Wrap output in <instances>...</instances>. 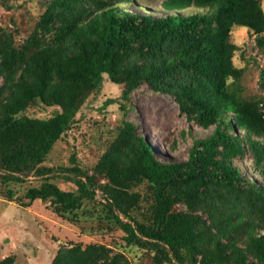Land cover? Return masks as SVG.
Here are the masks:
<instances>
[{"label": "trees", "instance_id": "trees-1", "mask_svg": "<svg viewBox=\"0 0 264 264\" xmlns=\"http://www.w3.org/2000/svg\"><path fill=\"white\" fill-rule=\"evenodd\" d=\"M128 2L46 0L38 28L20 50H12V61L0 47L5 77L0 95L9 92L0 99V177L17 182L31 173L41 177L25 197L51 201L60 214L95 201L101 189L102 220L120 227L127 244L152 247L156 264H198L200 236L210 229L197 212L210 213L214 206L219 220L227 221L202 264H264V185L236 166L250 153L264 179V97L243 96L238 82L243 69L233 61L239 46L231 40L235 26L246 27L264 54L262 1L163 0L164 15L130 10L124 7ZM191 7L199 11L184 12ZM18 65L25 68L15 82L10 74ZM104 74L123 85L125 102L143 84L173 96L180 113L205 129L213 127L211 134L194 139L186 160L169 162L126 122L92 173L80 166L75 153L68 166L45 165ZM35 98L61 110L49 118L20 115ZM58 175L76 188L64 190L51 181ZM142 183L153 201L148 215L136 217L131 211L141 209L143 197L133 189ZM228 201L236 208L227 217ZM179 203L187 209H179ZM77 249L61 248L53 264H85L78 261ZM116 257L110 264L122 259L130 264L123 254Z\"/></svg>", "mask_w": 264, "mask_h": 264}, {"label": "rangeland", "instance_id": "rangeland-1", "mask_svg": "<svg viewBox=\"0 0 264 264\" xmlns=\"http://www.w3.org/2000/svg\"><path fill=\"white\" fill-rule=\"evenodd\" d=\"M45 1L0 0V47L3 48L2 53L6 51L8 58L12 50H20L38 28L37 21L45 9L41 2ZM162 1L132 0L131 3L124 4V7L164 15L166 11L161 5ZM261 1L264 10V0ZM197 11L198 8L191 7L184 12ZM231 34L232 42L239 46L233 61L243 69L238 80L243 96L249 100H258L264 97V54L258 49L255 36L248 28L235 26ZM48 39L49 36L46 40ZM9 59L13 60L11 57ZM18 64L20 65L19 59ZM19 65L10 74L15 82L25 68L24 65ZM4 78L3 73H0V87ZM122 92L123 85L114 83L108 74H104L99 87L91 90L83 103L77 114L78 121L57 141L45 165L68 166L71 164V155L75 153L80 166L92 173L93 167L117 138L126 122L135 125L136 135L146 137L157 157L169 162L186 160L194 139L208 136L213 130V127L205 129L189 121L185 114L180 113L179 104L173 96L155 91L147 84L136 88L129 102L121 99ZM8 97L9 92L0 95L1 100ZM110 99L118 101L110 103ZM121 104L126 106L125 109ZM59 110V106H48L41 99L35 98L20 115L49 118ZM236 166L245 177L264 185V179L254 166L250 153L244 159L236 160ZM42 181L41 177L33 173L24 182L8 181L0 177V263L11 258L13 264H53L61 248L77 247L80 249H77L78 261L85 264H110L118 253L123 254L130 264H156V252L152 247L127 244L123 239L125 233L120 227L108 225L106 220H102L100 202L104 199V193L101 189L97 190L95 201L85 200L84 205L75 212L60 214L51 201L36 199L29 202L25 197L30 187L39 186ZM51 181L64 190L76 188L74 183L60 175ZM103 182L105 184L107 180ZM133 190H138L143 199L141 209H133L131 212L136 217H144L153 201L152 191L146 183ZM177 207L187 209L185 203H179ZM217 207L220 208L219 205ZM232 207V203L228 201L224 207L225 215H231L236 208ZM208 211L210 213L197 212L206 221L204 228L210 229L200 236L198 264H202L204 253L213 248L215 235H219L221 224L227 221L226 217L219 220L220 213L214 206ZM118 213L124 220L128 219L121 212ZM91 253L95 255L92 257ZM95 256L104 257L97 261L90 260H94ZM123 260L116 264H123Z\"/></svg>", "mask_w": 264, "mask_h": 264}]
</instances>
